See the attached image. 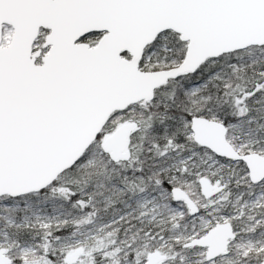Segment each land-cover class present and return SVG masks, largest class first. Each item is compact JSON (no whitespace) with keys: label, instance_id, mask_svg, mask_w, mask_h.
<instances>
[{"label":"snow or ice","instance_id":"1","mask_svg":"<svg viewBox=\"0 0 264 264\" xmlns=\"http://www.w3.org/2000/svg\"><path fill=\"white\" fill-rule=\"evenodd\" d=\"M0 264H264V0H0Z\"/></svg>","mask_w":264,"mask_h":264}]
</instances>
